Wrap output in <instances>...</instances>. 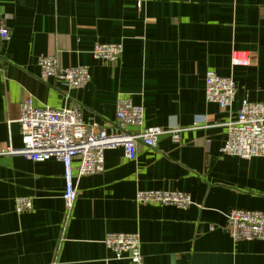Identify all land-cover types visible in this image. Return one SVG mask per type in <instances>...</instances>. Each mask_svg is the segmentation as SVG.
<instances>
[{
    "label": "crops",
    "instance_id": "obj_1",
    "mask_svg": "<svg viewBox=\"0 0 264 264\" xmlns=\"http://www.w3.org/2000/svg\"><path fill=\"white\" fill-rule=\"evenodd\" d=\"M0 147L20 148L21 104L80 107L87 123L117 127L120 96L145 108V126L186 128L156 148L105 151V168L76 177L78 198L67 212L64 166L0 155V264H131L105 246L107 233L138 232L145 264H264V241H235L227 214L264 211V157L224 154V123L243 100L264 102V0H0ZM98 42L121 43L116 62L92 54ZM233 51L250 55L233 66ZM85 65L90 81L71 88L44 77L39 59ZM232 77L233 105L206 97L208 71ZM200 121V122H199ZM199 122L198 125H196ZM129 126L127 131L139 132ZM78 168L79 158L75 159ZM188 192L193 203L140 204V190ZM32 197L18 213L16 201Z\"/></svg>",
    "mask_w": 264,
    "mask_h": 264
},
{
    "label": "built area",
    "instance_id": "obj_2",
    "mask_svg": "<svg viewBox=\"0 0 264 264\" xmlns=\"http://www.w3.org/2000/svg\"><path fill=\"white\" fill-rule=\"evenodd\" d=\"M10 31L0 27V39L8 41ZM123 52L121 43L98 42L92 48L95 58L104 62H116ZM40 72L44 77L65 80L69 87L79 88L91 79L89 68L85 65L64 67L59 57L44 55L39 59ZM233 66H249L250 55L245 51H233ZM206 97L222 108L232 106L237 86L232 77L222 76L216 71H208L205 79ZM234 119L227 120V140L221 151L231 156L245 159L264 157V102L243 100ZM117 127L87 123L80 107L51 108L36 107L28 97L21 104L19 124L22 144L20 148L11 145L0 147V155H21L35 162L55 158L63 163L65 190L63 197L67 212L73 209L78 198L76 177L93 175L105 168V151L122 147L127 159H135L140 144L156 148L159 139L169 134L176 143H181V134L186 129L179 126H148L144 124L145 108L133 103L128 96H120L116 104ZM200 122V121H199ZM199 122H196L198 125ZM140 127L139 132H128L129 126ZM80 160L78 168L75 159ZM136 201L140 204L173 205L186 208L193 203L188 192L148 189L138 191ZM33 208L32 197H21L16 201L18 213ZM228 231L237 241H264V211L234 209L227 214ZM104 244L117 258H127L131 264H145L141 238L138 232L114 231L106 234Z\"/></svg>",
    "mask_w": 264,
    "mask_h": 264
}]
</instances>
